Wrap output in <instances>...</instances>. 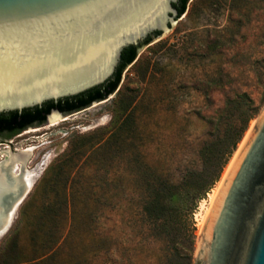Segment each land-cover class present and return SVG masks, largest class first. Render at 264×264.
<instances>
[{"label":"rangeland","instance_id":"374dc122","mask_svg":"<svg viewBox=\"0 0 264 264\" xmlns=\"http://www.w3.org/2000/svg\"><path fill=\"white\" fill-rule=\"evenodd\" d=\"M263 113L264 0H189L115 94L0 139V152L34 148L4 264H205L197 216ZM163 195L168 213L154 220L145 207Z\"/></svg>","mask_w":264,"mask_h":264},{"label":"water","instance_id":"95a60500","mask_svg":"<svg viewBox=\"0 0 264 264\" xmlns=\"http://www.w3.org/2000/svg\"><path fill=\"white\" fill-rule=\"evenodd\" d=\"M176 2L0 0V113L21 112L104 84L124 48L139 46L154 32L162 35L177 22ZM54 112L66 117L53 110L47 122ZM27 194L21 187L0 196V237ZM204 230L198 257L205 264H264V113Z\"/></svg>","mask_w":264,"mask_h":264},{"label":"trees","instance_id":"16d2710c","mask_svg":"<svg viewBox=\"0 0 264 264\" xmlns=\"http://www.w3.org/2000/svg\"><path fill=\"white\" fill-rule=\"evenodd\" d=\"M188 2L189 0H178V2L173 4V8L177 11L178 17H181L186 12ZM159 35L160 32H154L142 41L139 46L130 45L124 48L114 74L108 81L100 86L89 89L76 96L66 97L59 99L58 101H47L41 106L24 109L21 112L12 111L8 113H0V138L11 139L28 128L43 125L47 122V117L53 110H58L64 115H71L89 108L95 102H102L106 100L110 95L117 92L121 83L123 71L137 59L139 47L149 44L155 36ZM235 144H237V142L234 143V146ZM229 154H231V152ZM226 161H224V163L220 166L218 173L221 172V169L223 168V165H225ZM218 176L219 175L217 174L215 178L207 184V186L203 184L196 185V188L192 189V195H190L192 196L191 198H193V200L201 198L203 192L205 193L207 192V189H210V187L218 179ZM156 198L157 196L154 201L147 204L145 211L150 213V217L154 220H160L165 213H168L169 207L165 203V199H167L165 195L159 196L157 199ZM175 200L176 196L173 195L172 201ZM175 210L178 211L180 208H174V211ZM16 248L17 240L14 239L10 243L9 250L12 252L13 249ZM7 256V253H0V264H4L6 262L5 259Z\"/></svg>","mask_w":264,"mask_h":264},{"label":"bare ground","instance_id":"6f19581e","mask_svg":"<svg viewBox=\"0 0 264 264\" xmlns=\"http://www.w3.org/2000/svg\"><path fill=\"white\" fill-rule=\"evenodd\" d=\"M62 119V117L57 113L51 117V123L53 125H56L59 123ZM254 123L251 124L249 131L247 132L246 136L244 137L243 141L240 143L238 151L234 155L233 159L231 160L230 164L226 168L225 172L223 173L220 181L217 183L216 187L209 193L207 202H204L202 204V209L199 212L197 216L198 221V227H199V233L204 236L207 235V231L205 232V224L211 214L212 208L215 205V202L217 201L219 194L223 188V185L225 183V180L227 179V176L240 152V150L243 148L247 138L249 137L251 131L254 129ZM9 146L5 147V150L0 152L1 154H5V161L0 163V196L3 194H7L9 192H16L21 187L25 189V194L30 190L32 187V178L34 177V173L31 171H27L26 169V162L28 158L30 157L31 152L34 150V148L26 149V151L19 152V153H12V151L9 149ZM21 165L20 167V174L19 175H13V171L16 168V165ZM29 169V168H28ZM7 175H10L12 179L9 181L7 178ZM12 216V212L7 215V219ZM3 216L0 217L2 219Z\"/></svg>","mask_w":264,"mask_h":264},{"label":"flooded vegetation","instance_id":"af4514ba","mask_svg":"<svg viewBox=\"0 0 264 264\" xmlns=\"http://www.w3.org/2000/svg\"><path fill=\"white\" fill-rule=\"evenodd\" d=\"M1 139V138H0ZM6 159V158H5ZM5 161V160H4ZM14 175V173H12Z\"/></svg>","mask_w":264,"mask_h":264}]
</instances>
